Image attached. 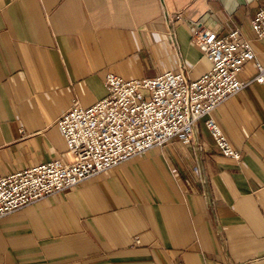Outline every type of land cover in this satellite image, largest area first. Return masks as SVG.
I'll return each mask as SVG.
<instances>
[{"label":"crops","instance_id":"obj_1","mask_svg":"<svg viewBox=\"0 0 264 264\" xmlns=\"http://www.w3.org/2000/svg\"><path fill=\"white\" fill-rule=\"evenodd\" d=\"M264 0H0V173L70 161L58 118L90 106L109 72L154 77L212 67L196 25L239 29L264 63L251 21ZM241 158L206 125L0 219V264H264V84L212 113Z\"/></svg>","mask_w":264,"mask_h":264},{"label":"built area","instance_id":"obj_2","mask_svg":"<svg viewBox=\"0 0 264 264\" xmlns=\"http://www.w3.org/2000/svg\"><path fill=\"white\" fill-rule=\"evenodd\" d=\"M264 36V7L251 21ZM210 58L212 67L196 79L185 71L167 70L154 77L125 78L109 72L106 95L90 106L75 99L57 120L70 161L53 159L11 173H0V219L47 195L56 194L151 147L163 146L176 136L186 143L195 137L196 123L206 125L219 151L241 158L212 113L247 83L264 84V63L256 61L257 73L248 81L239 73L255 58L251 44L239 29L227 35L196 25L192 37Z\"/></svg>","mask_w":264,"mask_h":264}]
</instances>
